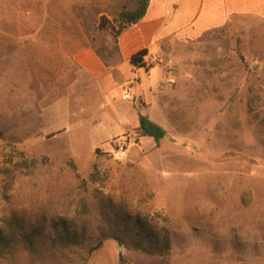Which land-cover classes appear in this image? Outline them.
Wrapping results in <instances>:
<instances>
[{"label": "rangeland", "instance_id": "374dc122", "mask_svg": "<svg viewBox=\"0 0 264 264\" xmlns=\"http://www.w3.org/2000/svg\"><path fill=\"white\" fill-rule=\"evenodd\" d=\"M136 6L0 0V232L35 235L31 251L0 246V264H264V17L169 41L147 82L113 67L121 83L100 87L73 53L115 66L98 22ZM138 112L165 129L158 144ZM128 215L166 226L168 253L119 245Z\"/></svg>", "mask_w": 264, "mask_h": 264}, {"label": "crops", "instance_id": "0c3cea01", "mask_svg": "<svg viewBox=\"0 0 264 264\" xmlns=\"http://www.w3.org/2000/svg\"><path fill=\"white\" fill-rule=\"evenodd\" d=\"M245 14L264 17V0H149L144 15L107 42L106 47H113L116 52L118 63L115 62V66L108 65L90 45L76 49L73 59L105 89L121 83L115 81L113 67L122 80L135 74L142 77L140 82H147L151 71L160 64L155 61L156 57L169 41L188 43L207 31L222 28L233 17ZM141 48L148 49L146 60L154 63L134 68L129 57ZM165 70H161L157 86L166 76Z\"/></svg>", "mask_w": 264, "mask_h": 264}, {"label": "trees", "instance_id": "16d2710c", "mask_svg": "<svg viewBox=\"0 0 264 264\" xmlns=\"http://www.w3.org/2000/svg\"><path fill=\"white\" fill-rule=\"evenodd\" d=\"M148 1L149 0H136L137 6L135 9L131 10L122 7L112 21H104V16H101L98 27L101 29H108L111 34L116 37L124 28L135 24L144 15ZM147 55L148 49L141 48L131 54L129 63L133 65L134 68H145L148 65L146 60ZM138 130L143 135L151 136L156 144L166 135L165 129L160 124L150 119L146 114L140 112H138ZM122 220L125 236H114L119 245L126 244L134 249L153 255H166L168 253L170 249V238L166 226L162 225L159 229H155L147 217L141 216L132 218L128 215L123 217ZM17 225V229L19 230L17 233L13 232L11 234L10 240H7L6 236H3L0 232V246H7L9 242L13 244L21 243L26 250L31 251L35 241L33 231H26L23 225ZM11 229L12 226L10 224L9 230L11 231ZM54 237V241L59 240L63 244H76L78 241V234L76 232L70 235H60V233H57ZM98 245L99 244H97V246Z\"/></svg>", "mask_w": 264, "mask_h": 264}, {"label": "built area", "instance_id": "2783aa9c", "mask_svg": "<svg viewBox=\"0 0 264 264\" xmlns=\"http://www.w3.org/2000/svg\"><path fill=\"white\" fill-rule=\"evenodd\" d=\"M124 97L126 98H129L130 97V93L129 92H126L124 94ZM117 151L118 153L121 155V156H124L126 154V147L123 145V144H119L118 145V148H117Z\"/></svg>", "mask_w": 264, "mask_h": 264}, {"label": "water", "instance_id": "95a60500", "mask_svg": "<svg viewBox=\"0 0 264 264\" xmlns=\"http://www.w3.org/2000/svg\"><path fill=\"white\" fill-rule=\"evenodd\" d=\"M97 246H93L90 250H93V249H95Z\"/></svg>", "mask_w": 264, "mask_h": 264}]
</instances>
